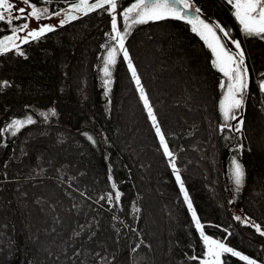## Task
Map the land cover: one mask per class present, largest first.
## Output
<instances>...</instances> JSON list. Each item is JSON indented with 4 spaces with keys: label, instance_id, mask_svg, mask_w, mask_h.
Instances as JSON below:
<instances>
[{
    "label": "trees",
    "instance_id": "trees-1",
    "mask_svg": "<svg viewBox=\"0 0 264 264\" xmlns=\"http://www.w3.org/2000/svg\"><path fill=\"white\" fill-rule=\"evenodd\" d=\"M75 1L44 0L45 3H41L29 0L36 7L44 6L47 12L59 10L62 7L59 5H65L64 2L68 4ZM198 2L205 13L217 18L215 24L220 25L222 22L225 26H230L232 34L238 30L240 38L222 37V40H229L231 44L233 40L240 42L244 60L250 64L256 78L252 86L245 89L243 105L235 110V120H225L221 110L227 92V88H222L221 84L227 85L228 78L214 66L215 58L210 48L192 31L190 24L171 18L150 20L143 24H131V21L126 23L122 13L134 0H118L117 27L122 33H126L124 47L142 80L205 234L264 264V253L254 251L261 250L257 243L264 245V235L257 231L255 225H259L261 231H264V227L248 211L246 205L254 190L264 193V148L258 147L264 144V90L260 87L264 83V39L246 36L241 25L234 22L224 2ZM106 8L107 11L97 9L68 23L52 26V32L21 43L19 51L24 55L18 54L16 50L0 54V264H85L86 257L80 256V253L84 249H94L96 239L100 238L101 230L88 226L96 216L104 219L106 237L111 239L114 234L118 246L117 252L102 248L105 246L102 230L98 262L107 258L109 264H125L124 257L128 254V264H133L134 254L141 252L143 246L152 244L153 240V233H146L140 227L141 220L144 219L143 211L147 209L146 190L156 192L155 200L159 199L165 211L164 219L170 224L165 225V233V230L160 233L166 236L162 247L151 245L141 264H178L176 260L179 258L184 259L186 264H200V259L206 258L203 240L188 212L174 170L138 95L118 40L111 39L115 35L112 31V14L109 6ZM24 23L21 18L14 20L12 24L0 21V37L12 34L14 27ZM139 33H144V37L152 36V39L137 36ZM172 37L182 55L175 52ZM143 42H160L161 56L165 60H172L176 53V65L179 66V62L186 59L184 66L190 72L189 75L208 79L216 105L209 112L203 109L186 112L188 122L182 121V124L193 126V134H188L191 130L187 133L181 129L176 130L175 126L179 125L181 119H175L179 117L173 114V110L171 115L167 114L165 117L160 105L164 101L163 96L156 101L154 93L157 89L154 87L153 93L152 85L146 80V73L132 47L138 46L140 51ZM113 48L116 49V63L109 65L111 76L106 77L103 69L108 53ZM228 49L239 51L233 44ZM201 56L207 62L206 70L202 68ZM105 80H110V84L105 85ZM124 87L129 92H134V98L142 111V115L138 111L140 123L135 120L130 125L129 131L134 136L130 139L128 136L131 135H121L128 130V121L123 117L124 101L121 98ZM188 91L191 94L194 92L192 88ZM172 98L176 100L175 97ZM173 100L170 101L171 108L181 112L184 108ZM53 110L55 115L52 114ZM29 119L32 123H27ZM241 119L243 123L239 124ZM13 120L25 123L17 130L9 127ZM196 121L197 125H192ZM209 124L212 128H208ZM237 125L239 131L236 130ZM198 126H202L204 132L196 138L198 143H192L195 148L188 149L192 150L191 153L195 152L196 160V151L201 145H207L204 150L206 159L202 162L200 160L199 166L192 162L195 165L193 168L185 159V163L182 161L181 152L188 150L184 146L198 134ZM143 129H147L148 140L139 139ZM180 144L184 150L179 147ZM136 146L142 148L139 154L134 150L137 149ZM149 147L157 149L155 158L143 154V148L154 150L148 149ZM65 149L68 152L61 156ZM217 156L218 163L209 166L207 161ZM63 160L70 167L63 169ZM234 161L241 165L244 173L239 186L233 176ZM42 164H47V173L41 174L42 177L31 176L37 174L35 170ZM34 166L36 167L33 169ZM57 166L60 167L56 168ZM141 169H145L149 182L142 179ZM196 173L201 178H197ZM202 183L208 187H202ZM117 191L121 193L118 202L115 199ZM38 193L42 197L52 195L65 212L47 217L34 211L30 198ZM175 196L178 204L174 201ZM209 198L216 203L217 209L210 205ZM66 199H69L68 205H64ZM72 204L76 206H70ZM85 205L93 208L95 214L89 220L78 223L76 217ZM132 218L136 223L134 230L138 226L141 231L137 232L138 241L135 245L132 244L130 232ZM175 219H179L182 224L188 221L191 227V230L186 231L188 234L181 230ZM147 225L151 227L149 223ZM173 227L176 231L175 241L181 246L171 253L166 250H171L169 247L172 245ZM39 231L47 233L42 234L44 237L54 235L55 238L38 243ZM28 239H33V243L30 244ZM73 248H81V251L70 257L69 253ZM193 256L198 259H192ZM222 260L226 264H246V261L230 253L224 254Z\"/></svg>",
    "mask_w": 264,
    "mask_h": 264
},
{
    "label": "rangeland",
    "instance_id": "rangeland-1",
    "mask_svg": "<svg viewBox=\"0 0 264 264\" xmlns=\"http://www.w3.org/2000/svg\"><path fill=\"white\" fill-rule=\"evenodd\" d=\"M38 1L41 2V3H45L44 0H38ZM78 2H79V0H76L75 1V3H78ZM90 2H93V0H90ZM12 3H13V7H14L13 14H15V9H17V8H25L26 11H25L24 14H21V17L20 18L22 20H24L25 23H27L29 25V29L28 30H32V31H38L40 28L45 27V26H53L54 27V26H58V25H62V24L68 23V22L72 21V20H68V15H74V16H77V17L83 15L81 13H77V12H74L72 10V4L74 2L73 3H68V4L66 2H64L65 5H63V4L59 5V7L60 6H62V7H60V9L57 10V11H51V12H47L46 11V12H42V14L40 15L39 19H37L34 16L31 17V18H29V19H25L24 17L27 16L28 13L31 12V8L29 7V5L23 4L22 0H12ZM30 4L34 5V3H31V2H30ZM37 8L43 10L44 9V6H39ZM57 13H59V15H57ZM112 14L116 15V12L115 13H112ZM116 17H117V15H116ZM62 21H63V23H61ZM28 30H23V31L19 32L18 35L21 36V37H23L25 35L26 31H28ZM9 35H11V33L0 37V39H3L4 37H7ZM143 35L145 36L144 33H139L137 36H140L141 37ZM197 36L201 39V37L198 34H197ZM140 37H139V39H140ZM30 38L31 37H28L27 39L29 40ZM144 38L145 39H147V38L152 39V36L144 37ZM201 40H203V39H201ZM203 42H204V40H203ZM222 42L226 45L227 48H229V47L232 48L231 41H229V40L223 41L222 40ZM16 43L18 45H20L23 42H22V40H17ZM142 44L143 45L141 46L140 51H138L139 50L138 46L136 47V46L132 45V47H133L134 52H136V55H138V59H140V65H141L142 69L145 71L144 73H146V75H145L146 80L148 79L149 82L151 83L152 90H154L155 88L157 89L156 92H155V90L153 91V93L155 92L154 94L156 96V101L158 99L161 100L162 99V96L164 98L163 99L164 101H162V103L160 105H161V108L164 111L165 117H166L167 114L168 115H171L173 113V111H174L173 114H176L179 117V118H176L175 117V119L176 120L181 119L179 125L178 124H176V126L174 125L176 127V130L177 129H181V130L185 131L186 133L191 130L188 134H191V133L193 134V132H192L193 126H183V124H182V121L188 122V120H186L188 118L187 113L188 112H194L195 110H199L200 111L202 109L203 110H207L208 112L210 110L213 111V109H214V107L216 105L215 100H214L215 97L213 96V94L211 92L212 89L209 88L210 86L207 83L208 79H205L204 76H203L202 79H199V78H193L192 75H189L190 72H187L186 69H185L186 67L184 66L187 63V60L186 59L180 61L179 62L180 65L179 66L176 65V59H174V58L177 56L178 53L180 55H182V54H181L180 51H178V48H177L178 45L174 41V38L173 37H172V46L175 49V52L176 53L178 52V53L177 54L176 53L173 54L172 60L171 59L165 60V58H163L161 56L162 55V49H161L162 47H161L160 42H153V43L143 42ZM145 45H146V47H144ZM211 52H212V50H211ZM212 55H213V52H212ZM201 57H202V63H201V65H203L202 68H204L206 70L207 62L205 61V59L203 58V56H201ZM214 58H215V56H214ZM126 63L128 64L127 61H126ZM202 68L200 69L201 71H202ZM204 69H203V74H204ZM134 81H135V79H134ZM135 85H136V89L138 91V95L140 97V92L138 90V86H137L136 83H135ZM140 86L143 87L142 80H140ZM129 87H130V84H129ZM190 88H192V90L194 91L192 94L188 91V90H190ZM144 92H145V90H144ZM244 92H245V89H244ZM145 94L147 95L146 92H145ZM226 94H227V92H226ZM134 96H135L134 95V92L133 91H132V93L129 92V89L127 87H124V89L121 92V98L124 101V115H123V117H124L125 121L126 120L128 121V125H127V129L128 130L127 131L125 130L124 131V134L123 133L121 134L123 136L125 134L126 135H131V132L129 131V128H130V125L134 124V121L135 120L138 121L137 122L138 124L140 123V120H139V112L138 111H140V114L142 113V111L140 110V106H139L138 102L135 100L136 98H134ZM172 97H175L176 100H173L174 98H172ZM140 99H141V97H140ZM171 99L176 102L175 104H178L179 107H182L184 109L181 112H179L178 110L172 109L171 108V105H170V101H172ZM141 101L143 102L142 99H141ZM197 123H198V121L194 122V124H192V125L196 126ZM211 124L207 125L208 128L209 127L212 128V125ZM199 126L196 129L198 134L194 138H191V139H189L186 142V146H184V147H187V148H185V150L188 149V148L194 149L195 146L192 143L193 142L194 143H198V140L196 138L198 137L199 134H201V132H204V128H202V126L201 127H199ZM154 130H155V128H154ZM128 131L130 132V134L127 133ZM148 131H150L149 128H148ZM149 136H151L150 135V132H149ZM128 137L130 139V138H132L134 136L131 135V136H128ZM33 138L34 137H32V139ZM139 139H141V140L142 139H147V129H143L142 135H141V137ZM158 139H159V137H158ZM159 142H160V140H159ZM262 142L264 143V140ZM179 147L182 148V150H184V147H183L182 144H180ZM258 147L264 148V144L261 145V146H258ZM136 148L137 149H134V150L137 151V153L139 154V152L141 151L142 148L139 147V146H136ZM151 148H153L154 150L153 151H148L145 148H143L144 151H145V152H143V154L149 156L150 158H152V157L155 158V156L157 155L156 154L157 149L154 148V147H149L148 149H151ZM205 149H207V145H201V148H199V150L196 151L197 152L196 155L198 157V158H196V160L194 159L195 158V152L194 153H191L192 150H189L188 149L187 150L188 152L187 151H184V152L182 151L181 152L182 161L185 163V161H184V159H185L186 162L189 164V166L190 167L193 166V168H194L195 165L192 162H195V164L198 165V162L200 160H201L200 162H202L203 160L206 159V157L204 156V150ZM67 152L68 151L65 149L64 152H63V155H61V156H65L64 154H66ZM145 155H143L144 158L146 157ZM167 158H168V160H169V162H170V164L172 166V163L173 162L175 163V158L174 157H171V158L167 157ZM218 159H219L218 156L216 158H214L213 160L211 158L210 160L207 161V163L209 164V166L210 165L212 166L213 164L218 163ZM155 161L157 162L158 159H156ZM62 162H65V161L63 160V161H61V163ZM67 164L68 163L65 162V164L63 165V169L65 167L68 168V166L70 167V165H67ZM161 164H162V160H161ZM46 165L47 164H42L40 166V168L37 167L36 170H35V172L37 174H33L31 176L42 177L43 175H41V174H46L47 173ZM203 165H205V164H203ZM35 167L36 166H34L33 169ZM58 167H60V166H57L56 168H58ZM175 168L177 170L176 163H175ZM172 169H173V167H172ZM140 172L142 173V175H141L142 176V179L145 180V181H147V182H149V178H148V175H147L145 169H141ZM61 173L63 174L62 171H61ZM174 173H175V177H176V171H174ZM178 174H179V172H178ZM203 174H204L203 173V170H201V175H203ZM195 176L197 178L198 177L201 178L200 176H198L197 173H196ZM76 178H77V176H76ZM177 183H178V186L180 188V184H179L178 181H177ZM183 185H184V182H183ZM149 186L152 187V188L154 187L153 185H150V184H149ZM202 187H208V186H207V184H203L202 183ZM184 189L186 190L185 186H184ZM146 191L145 192H146V197H147L146 198L147 203L145 201V204L147 205V209H146V211H143L144 213L142 215H144V217H143L144 219L141 220L140 227L146 233H150L151 234V232H152L153 233V240L151 241L152 244L150 243L149 246H146L147 248L145 246H143V248L140 249L141 252H136L134 254L135 260L133 261V264H135V262L137 264H141V261H142L143 257H145L144 255L147 253V251H149L151 249V245L155 244L156 247H158V248H161L162 247V245L164 244V241H166V236H164L163 234H160V233H162L161 231H163V230H165L164 231V233H165L166 232L165 225L168 224V223L170 224V222H168V221H166L164 219L165 218V215H164V212L165 211L163 210L164 208L162 207L161 203L159 202V199L156 198L157 201L155 200V197H156L155 196V193L156 192L154 191L155 193H151L148 190H146ZM180 191H181V188H180ZM40 194L41 193H38L35 196L34 195L33 196L30 195L31 196L30 199L32 200V208H33L34 211H39L44 216H47V217L55 216V215L57 216V213L63 214L65 212L61 208V205H59V203L55 200V198L54 197L53 198L51 197L52 195H48V197H49L48 198V197H45V196L42 197ZM181 194H182V197L184 199V195H183V192L182 191H181ZM152 199H154V200L151 201ZM189 199L191 200L190 196H189ZM66 200L67 201L64 202L65 203L64 205H68L69 204V202H68L69 199H66ZM174 201H175L176 204H178L177 196H175ZM148 205H149L150 208H148ZM210 205H212V207H214V208L217 209L216 203L212 199H210ZM246 205H247L248 211L253 215L254 218H256L257 220H259V222L264 227V193L263 192H260L258 190H254V192L250 196V199L248 200V203ZM70 206H76V205L75 204H72ZM186 206H187V203H186ZM161 208H162L163 211L161 210ZM187 208H188V206H187ZM168 209H171V206H168ZM168 212H169V214L171 213V211H168ZM188 212H189V214H190V216L192 218L191 211L189 210V208H188ZM94 214H95V211L93 210V208H91L88 205H85V206H82L81 211H79V213H78V215L76 217V220H77L78 223L83 222V221L85 222V221L89 220ZM99 214H100V211L98 210L97 215H99ZM167 216H169V215H167ZM197 217H198V215H197ZM206 218L209 219V216H206ZM103 220L104 219H102L101 217H97L96 216V217H94V221L92 220L91 223L88 226H90V227H92L94 229H97V230H101V231L103 230L104 231V237L102 239H104L105 246L102 247V248L108 249L109 252L114 249L117 252L118 246L115 243V242H117L116 239H115V235L112 234L113 236H112L111 239H108L106 237V235H105L106 229H105L104 221ZM176 220H177V223L179 222L182 231H184L185 233H187L186 232L187 230H191V227H190V224L188 223V221L185 222V224H182V222H180L179 219H175V221ZM148 223L151 225V227L147 225ZM135 224L136 223L134 222V218H132L130 232H131V238H132V244L133 245H135L136 242L138 241L137 232L141 233V231L138 228V226L134 230ZM201 224H202V222H201ZM84 225H86V224H84ZM171 225H172V223H171ZM113 228H116V227L113 226ZM29 230H31V229H29ZM168 230H170V229H168ZM101 231H100V235H99L100 238H101V236L103 234V232H101ZM116 232H120V230H116ZM171 232H172V237H171L172 245H170V247H169L171 250L167 249L166 250L167 252H171L175 248H179L181 246V245H179L178 242L175 241V239H177V238H175V232L176 231H175L174 227H173V229H172ZM26 233H28V231ZM39 233H40L39 234L40 237H38L39 238L37 240L38 243H45L51 237H53V239L55 238L54 235L53 236H49V237L48 236L47 237L46 236L44 237V236H42V234L47 235V233H41L40 231H39ZM27 237H28V234H27ZM259 237H260V235H259ZM100 238L98 237L96 239V241H95L96 242V246H95L94 249H91V250L84 249L80 253V256H83L84 255L83 257H86L85 264H109V261H108L107 258L106 259L102 258L103 259L102 262H98V260H97V255H99V253H100V250H98V249H101V247H98L99 241H100L99 239ZM28 240L30 241V244L33 243L32 242L33 239L32 240L28 239ZM230 240H232V239H230ZM144 243H146V241ZM257 244H258V247L261 248V250H259V249H255V250L253 249V250L255 252L264 253V250H262V249H264V245L263 244H260V243H257ZM96 247H97V249H96ZM73 249L69 253V256L70 257H73L75 254H77V253H79L81 251V248L80 249L73 248ZM102 255H103V253H102ZM66 256L68 257V253H67ZM250 259H253V258L251 257ZM104 260L105 261L107 260V262L104 263ZM183 260L184 259L179 258L176 261H178V264H183L184 263ZM253 260H255V259H253ZM185 261H187V260L185 259ZM255 261H256V264H262L261 262H259L257 260H255ZM124 263L125 264H128V254H125ZM15 264H19V262H16ZM184 264H186V263H184Z\"/></svg>",
    "mask_w": 264,
    "mask_h": 264
},
{
    "label": "snow or ice",
    "instance_id": "snow-or-ice-1",
    "mask_svg": "<svg viewBox=\"0 0 264 264\" xmlns=\"http://www.w3.org/2000/svg\"><path fill=\"white\" fill-rule=\"evenodd\" d=\"M23 4L29 5L31 12L25 16V19L31 17H36L39 19L42 12H46L47 9H38L35 5L30 4L29 0H22ZM233 9V15L236 20L241 25V30L246 36H254L264 39V0H227ZM177 5H181L180 8ZM106 6L110 7L111 13H115L118 6V0H79L78 3L72 4V10L83 15H87L89 12L95 11L97 9L108 10ZM14 7L12 0H0V21H6L8 24H12L14 20L20 19L21 14L25 13V8L15 9V14H13ZM195 13V15H193ZM201 9L199 7H194L192 0H136L130 7L126 8L122 13L124 21L127 23L131 21V24H143L148 21H159L164 19H175V20H185L188 24L192 26V31L197 33L201 39L204 40L205 44L212 50L215 60L213 61L214 66L223 74V76L228 78L229 83L227 85L221 84V87L227 88V94L224 97V102L221 104V110L225 120H235L237 119L235 115V110H238L243 105L244 100V89L247 87L245 83V74L247 68L244 67V53L241 50V44L239 41H232L234 48L239 50L233 52L226 47L222 42L221 36L217 35V32L223 33L224 37L228 36V32L221 27L219 24H210L200 16ZM59 15V13H57ZM77 16L68 15V20L77 19ZM112 31L115 33L111 37L113 40H118L119 49L123 52L124 59L128 62V68L135 79V83L138 86L140 92V97L143 100L144 107L147 110V114L152 122L153 127L156 130V134L159 137L161 146L163 147L164 154L171 158L172 153L165 142L164 134L157 122V117L153 112V108L149 103L148 96L145 94L144 89L140 86V78L137 75L136 68L133 66L127 49L124 47L125 34L117 27V17L112 15ZM63 23V21L61 22ZM131 27V25H128ZM29 25L24 23L19 27H14L12 34L0 39V54L16 50L18 54L24 55L22 51H19V45L16 43L17 40H22V42L27 43L28 37L33 40L40 36H43L46 32H52L54 29L52 26H45L40 28L38 31L28 30ZM26 31L23 37L19 36L18 33ZM116 49L113 48L109 53L105 61V67L103 69L104 75L106 77L111 76L109 71V65H115ZM6 83V82H5ZM105 85L110 84V80L104 81ZM261 89L264 90V83L260 85ZM52 114L55 115L54 110ZM25 121L13 120L9 127L16 128L17 130L23 126ZM27 123H32L29 119ZM242 119L239 124H242ZM236 130L239 131V125H237ZM14 134V133H13ZM91 140L92 138L89 137ZM173 170L176 171V180L180 184L181 191L184 195V200L187 203L189 210L191 211L192 219L195 226L203 240L205 245L204 257L200 259V264H226L222 260V256L226 253H230L232 256L239 257L242 261H246V264H256V261L250 259L249 257L242 255L238 251H235L231 247H228L223 241L212 239L208 237L204 232V226L201 224L189 195L184 189L183 181L181 180L178 171L175 168V163H172ZM243 170L239 163L234 161V171L233 176L237 186L242 183L243 180ZM115 188V185H113ZM121 193L117 191L115 193V199L118 202ZM103 199V197H101ZM111 196H109V201H111ZM237 219H240L237 217ZM257 231L261 235H264V231H261L259 225H255ZM192 259L196 260L198 257L193 256Z\"/></svg>",
    "mask_w": 264,
    "mask_h": 264
},
{
    "label": "flooded vegetation",
    "instance_id": "flooded-vegetation-1",
    "mask_svg": "<svg viewBox=\"0 0 264 264\" xmlns=\"http://www.w3.org/2000/svg\"><path fill=\"white\" fill-rule=\"evenodd\" d=\"M134 1L136 2V0H134ZM217 1L224 2L228 6L229 11L231 13V16H232L234 22H236L240 26L239 22L234 17V15H233V9H232L231 5L229 3H227V0H217ZM192 3H193V6L194 7H199L201 9V13H200L201 19H204L207 22H209L210 24L215 25V21L217 20V18H215L214 16H209L208 13H205V10H203V8L200 5V3L198 2V0H192ZM193 15H195V13H193ZM220 25L228 32L227 38H240V35L238 34V30H237V33L234 32L235 34H232V31L230 29V26L227 27L222 22H220ZM217 35L221 36V38L224 37L223 33H220V32H217ZM234 52H237V51H234ZM244 67L247 68V72H246L245 77H244L245 78V83L247 84V87L250 88L252 86V82L254 83V81H256V78H255L254 73L251 70L250 64H248L246 62V60H244Z\"/></svg>",
    "mask_w": 264,
    "mask_h": 264
},
{
    "label": "water",
    "instance_id": "water-1",
    "mask_svg": "<svg viewBox=\"0 0 264 264\" xmlns=\"http://www.w3.org/2000/svg\"><path fill=\"white\" fill-rule=\"evenodd\" d=\"M177 7H178V8H180V7H181V5H177Z\"/></svg>",
    "mask_w": 264,
    "mask_h": 264
}]
</instances>
